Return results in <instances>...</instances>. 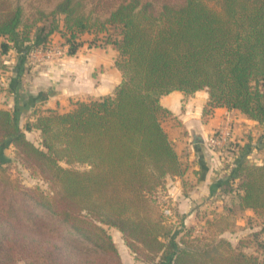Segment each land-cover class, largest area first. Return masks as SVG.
Returning a JSON list of instances; mask_svg holds the SVG:
<instances>
[{
	"label": "trees",
	"instance_id": "obj_1",
	"mask_svg": "<svg viewBox=\"0 0 264 264\" xmlns=\"http://www.w3.org/2000/svg\"><path fill=\"white\" fill-rule=\"evenodd\" d=\"M85 33L90 45L117 51L122 80L111 94L68 111L35 110L23 126L19 111L0 103V264H123L112 227L147 264H264V229L251 233L260 251L247 253V238L234 244L223 235L232 218L177 226L158 198L184 172L162 95L206 89V110L237 109L264 129V0H56L30 19L15 0H0V95L10 51L19 74L54 34L74 54ZM33 130L38 143L26 135ZM262 139L257 165L249 145H234L223 210L264 215ZM14 160L50 190L13 178L5 166Z\"/></svg>",
	"mask_w": 264,
	"mask_h": 264
},
{
	"label": "crops",
	"instance_id": "obj_2",
	"mask_svg": "<svg viewBox=\"0 0 264 264\" xmlns=\"http://www.w3.org/2000/svg\"><path fill=\"white\" fill-rule=\"evenodd\" d=\"M92 37V34L85 33L82 36L85 40L83 45L76 53L67 54L62 63H25L19 74L15 51L8 54L9 70L2 78L5 91L0 95V103L4 108L19 111L21 126L35 110L68 111L74 102L111 94L119 85L122 74L115 65L117 51L112 46L90 45ZM52 41L62 42V38L54 34ZM208 99L206 89L189 94L173 90L160 97L162 106L170 111L163 121L164 128L184 165L182 175L169 179L167 194L174 199L178 221L187 226L199 222L198 210L204 205L213 208L206 218L216 213L220 217L232 218L234 222L232 227L224 230L225 236L236 230L240 220L254 218L255 214L249 209L234 214L223 210L226 201L222 195L223 181L228 170L218 153L208 145L207 138L229 121L236 144L240 147L249 145L250 153L262 159L260 152L253 147L263 128L237 109L215 106L206 110ZM26 135L29 138V131ZM230 159L235 163L236 154L231 152ZM116 232L120 243H117L114 234L112 236L119 252H129L121 233Z\"/></svg>",
	"mask_w": 264,
	"mask_h": 264
},
{
	"label": "rangeland",
	"instance_id": "obj_3",
	"mask_svg": "<svg viewBox=\"0 0 264 264\" xmlns=\"http://www.w3.org/2000/svg\"><path fill=\"white\" fill-rule=\"evenodd\" d=\"M16 2H18L19 4H21L24 8L25 11V18L26 19H30L32 17L33 11L35 7H41L47 11L51 10L56 2V0H15ZM52 45H60L62 44V42L56 41L51 43ZM10 53H12L10 51ZM8 56V55H7ZM6 56V59H7ZM61 62H57V63H62ZM27 64H30L29 59H27L26 61ZM44 63H52V62H44ZM53 63H56L53 61ZM11 67V66H10ZM13 67V65H12ZM33 131H29V138L31 140H33L34 142L38 143L39 142V131L34 132ZM261 135H264V129L260 130V134L258 136V138H260ZM264 142V139L260 140V145H262V143ZM258 143V142H257ZM4 155L7 156L10 159H13L14 157V153L12 151L11 148H6V150L4 151ZM260 154L263 157V154L260 151ZM5 167L7 168V171L11 173V176L13 178H17L21 184L25 185V186H35V185H40L43 189L45 190H50V187L48 185H46L41 179H39L37 176H34L31 174V171L29 169H26L23 165H21L20 162L18 161H13L12 163L6 165ZM212 209V210H211ZM199 214H198V218H199V222L196 223V225L198 226V228L200 227L201 224H203L204 220L206 219V216L210 215L211 212L213 211V208H211L210 205L207 206H202L199 208ZM229 219L227 220H221V222H219L218 224L215 225L214 229H219L220 227L228 224ZM235 231L232 234H227L225 235V237H227L228 239H230L234 244H236L239 240L241 239H245L247 238L248 242L246 241L247 246L244 248V251H246L247 253H252V252H256L257 250L260 251V246L257 245L254 241L253 238L251 236V233H253L254 231H261L264 229V215L259 216V217H255L254 218H247L245 220H240V224L239 226L235 227ZM118 231L115 228H110V233L115 235L116 241L117 243H120L119 240L117 239V235H118ZM264 232H262V238L264 239ZM117 245V244H116ZM258 247V248H256ZM129 252H125L124 250L122 252H120L121 255V259L123 257L124 262L122 261V263H126V264H147L144 260H142L141 258L138 259L136 258V255L130 251V249L128 248ZM150 264H156V262H151Z\"/></svg>",
	"mask_w": 264,
	"mask_h": 264
},
{
	"label": "built area",
	"instance_id": "obj_4",
	"mask_svg": "<svg viewBox=\"0 0 264 264\" xmlns=\"http://www.w3.org/2000/svg\"><path fill=\"white\" fill-rule=\"evenodd\" d=\"M67 54H68L67 44L62 43L58 46L51 44L48 48L37 47L31 50L28 55V59L29 62L33 64H38L40 62L43 63L53 62V61L57 63V62H61ZM207 143L212 149H214V151L218 153L224 168H226L229 171L231 163H234L230 159V153L233 152L232 150L235 148L234 145L236 144L233 136L231 123L227 121L223 125H221L216 131H214L207 138ZM247 158L253 164L257 165L262 163V159L259 158L253 152L249 153L247 155ZM225 165H228V167H226ZM222 195L225 196L224 194ZM158 198L159 201L162 203V209L166 219L170 223H174L175 225L179 226L180 222L177 219L176 205L174 203V199L170 197L168 194L165 195L163 192L158 193Z\"/></svg>",
	"mask_w": 264,
	"mask_h": 264
}]
</instances>
